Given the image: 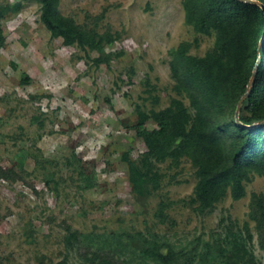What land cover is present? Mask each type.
<instances>
[{
	"label": "rangeland",
	"instance_id": "1",
	"mask_svg": "<svg viewBox=\"0 0 264 264\" xmlns=\"http://www.w3.org/2000/svg\"><path fill=\"white\" fill-rule=\"evenodd\" d=\"M0 10V264H91L98 250L114 264H165L152 249L171 251L169 264H264V176H250L242 199L228 193L205 211L187 159L156 163L149 195L130 176L128 161L143 169L147 150L138 113L179 97L170 51L188 43L203 57L216 30L188 24L184 0H60V14L101 42L89 54L109 56L97 67L52 38L38 1L0 0Z\"/></svg>",
	"mask_w": 264,
	"mask_h": 264
},
{
	"label": "trees",
	"instance_id": "2",
	"mask_svg": "<svg viewBox=\"0 0 264 264\" xmlns=\"http://www.w3.org/2000/svg\"><path fill=\"white\" fill-rule=\"evenodd\" d=\"M36 1L52 38L61 37L66 45L77 44L97 67L109 64V56L89 54L88 48L100 49L101 42L96 34L60 14V0ZM184 6L188 24L206 34L217 31L216 45L203 57L190 54L188 43L170 51L174 90L179 97L159 111L138 113V133L147 150L143 169L130 160L128 165L134 190L143 196L158 188L156 163L189 160L197 177L194 201L205 211L213 210L228 193L234 200L242 199L250 176H264V0H184ZM226 9L230 16L225 15ZM4 43L0 10V51ZM23 76L25 81L28 76ZM246 94L237 116L238 103ZM226 106L232 109L229 120L220 116ZM149 119L159 128L148 129L145 123ZM69 237L73 247L76 236ZM113 255L98 250L94 258L86 259L91 264H114ZM152 256L165 264L176 259L171 251L159 249H152Z\"/></svg>",
	"mask_w": 264,
	"mask_h": 264
},
{
	"label": "water",
	"instance_id": "3",
	"mask_svg": "<svg viewBox=\"0 0 264 264\" xmlns=\"http://www.w3.org/2000/svg\"><path fill=\"white\" fill-rule=\"evenodd\" d=\"M254 81H255V75L252 77V80H251V82L249 83L248 89H250V88L253 86ZM247 95H248V94H246L244 97H246ZM243 99H244V98H243ZM243 99L241 100V102H240V104H239V107H240V105L242 104Z\"/></svg>",
	"mask_w": 264,
	"mask_h": 264
}]
</instances>
